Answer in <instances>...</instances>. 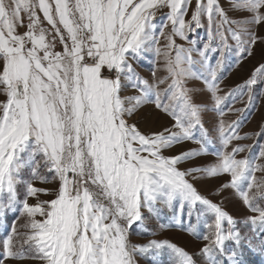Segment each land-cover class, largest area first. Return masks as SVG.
<instances>
[{
  "label": "snow or ice",
  "instance_id": "6c2138e0",
  "mask_svg": "<svg viewBox=\"0 0 264 264\" xmlns=\"http://www.w3.org/2000/svg\"><path fill=\"white\" fill-rule=\"evenodd\" d=\"M229 3L243 19H230L220 0H0V95L6 98L0 101V211L18 203V185L23 184L24 200L19 203L31 230L20 238L12 229L13 235L3 241L4 258L39 259L44 264H135L133 251L168 248L179 258L176 264H196L168 241L132 245L130 251L128 229L143 224L147 217L142 210L159 215L161 207L174 209L173 201H178L175 226H182L179 215L185 205L189 216L197 204L204 206L201 212L214 216V222L206 224L209 234L202 237L207 243L199 250L204 264H244L240 249L245 237L235 230L234 219L186 179H198L197 173L226 175L229 179L217 194L231 190L256 213L248 221L264 232V181L255 177V172H264V165L236 158L245 147L229 146L247 138L236 134V121L219 122L221 147L213 153L201 119L208 104L197 103L185 87L188 79L202 80L213 110L223 116L221 105L232 93L219 94L218 70L231 48L229 39L235 41L238 53L247 55L258 40L264 42V36L256 33L258 26H264V0ZM164 8L169 10L168 23L157 30L153 21ZM202 18L207 20L209 38L202 50H195L201 58L197 61L193 49L175 46L173 36L188 39L185 31L193 25L201 27ZM45 22L50 27H44ZM168 24L171 32L165 36ZM20 27L26 31L19 33ZM160 36L167 40L164 56L171 78L162 91L157 90L159 84L168 78L149 84L130 63L157 45ZM57 42L61 51L56 50ZM210 53L216 54L215 66L208 63ZM198 63L204 72L194 67ZM257 74L264 76V64L244 86L256 83ZM128 88L139 95L122 97ZM146 104L170 116L172 127L143 134L129 123ZM184 141L199 147L178 156L162 155L164 149ZM202 154H215L218 162L178 169L177 165ZM262 157L264 149L257 159ZM42 169L59 181L51 193L54 199L41 201L39 197L49 195V189L32 182L49 183ZM24 170L31 174L27 183ZM28 197L37 203L28 204ZM37 215L42 219L36 220ZM225 221L227 229L222 227ZM172 226L160 225L161 229ZM186 230L192 232L194 226ZM14 236L21 249L28 245L31 256L14 251ZM226 240L234 242L230 251L223 247Z\"/></svg>",
  "mask_w": 264,
  "mask_h": 264
},
{
  "label": "rangeland",
  "instance_id": "374dc122",
  "mask_svg": "<svg viewBox=\"0 0 264 264\" xmlns=\"http://www.w3.org/2000/svg\"><path fill=\"white\" fill-rule=\"evenodd\" d=\"M221 6L225 9L230 19L239 20L243 17L236 12L231 10L229 0H220ZM164 12L156 13V17L153 23L156 25L157 30L165 24L166 13L169 11L167 8L163 9ZM192 9H189V13L185 16L186 20H190ZM42 16V14H41ZM27 17L25 16L24 24L27 25ZM44 27H50L46 24ZM18 28V32H19ZM26 31V27H25ZM171 32V25L164 29L165 36ZM257 35L264 36V26H258L256 28ZM185 35L188 39H182L179 35L173 36L175 46L182 47L184 49H193L192 57L194 60L199 61L201 58L198 56L196 49H203L205 43L208 42L209 38V28L206 18H202V26L196 27L192 26L191 30H186ZM51 38V37H50ZM58 40V38H57ZM189 41H194V43H189ZM167 40L164 36L159 37V43L153 45L148 51L144 52L139 59L135 61H130L136 73L143 79L148 81L149 84H157L161 79L168 78L166 83L159 84L157 90H164L167 88L168 83L171 82L169 77V72L167 70L166 59L164 56V51H167L165 45ZM229 44L231 46L230 50L226 53V59L223 65L218 70V76L222 77L219 88L221 89L220 95H225L231 92L232 95L227 96L221 108L224 109V114L221 116L218 111L213 110L210 103V93L208 92L204 82L200 79H188L185 81V87L191 90L193 99L197 103H207L208 110L202 113L201 119L203 123V128L208 134L211 142V151L214 153L216 149L221 147L219 141V133L217 127L221 120L225 124H231L233 121L238 122V126L235 128V132L240 137H247L243 139L234 140L232 145H240L245 147V151L237 155V159H249L254 165H264V157L257 159L261 150L264 149V76L260 74L256 75V83L250 87H245V82L252 78L253 72L261 64H264V42L257 41V43L251 48V55L246 53H238L235 45V41L229 39ZM161 49L160 54H157L156 48ZM57 51L62 50V46L57 42ZM175 47L171 50V56L175 57ZM216 54L210 53L208 63L215 66V59L213 58ZM200 72L205 70L200 67L199 63L194 66ZM206 74V73H205ZM239 86V87H238ZM139 93L135 89H125L121 92L122 97L126 96H137ZM6 98L0 95V101H4ZM242 110V111H237ZM129 123H135L139 131L143 134H151L153 132H163L165 128L172 127V118L166 115L164 112L155 108L154 104H146L140 108L128 121ZM200 133L197 132L199 137ZM199 147L198 144L192 141H184L183 143L174 144L170 148H166L162 151L164 156H178L183 152H189ZM218 162L217 156L215 154H202L195 157L193 160L185 161L177 165L180 171H186L192 167H210ZM42 174L47 176L49 183H41L39 180L32 181L35 187L47 188L49 189V195H41L39 199L41 201L54 199V190L58 187L59 181L52 180L51 173L46 170H41ZM199 178L193 180L191 176L186 177L190 183L196 188L198 193L210 200L213 203L221 205L223 210L230 215L237 227V230L241 236L245 237L243 240L249 246L255 247V239L253 240V235L249 231L243 234L240 229L244 227L248 221V217L256 215L249 210V208L243 204L242 200L231 193V190L221 192L217 194V189L225 183L229 178L226 175L218 177H208L200 173L196 174ZM23 179L25 183L31 180V174L28 170L22 172ZM255 177L257 182L264 181V172H255ZM255 191V188H253ZM24 185H18V203L11 209H4L0 211V255L2 256L0 264H44L42 260L39 259H12L4 258L3 256V241L6 240L10 235H13L12 229L15 228L17 233L20 234V238H23L24 234L30 233V228L26 227L29 222V217L26 213L22 212V203L20 201L24 200ZM255 202V201H254ZM27 203L30 205H35L37 200L33 197L27 198ZM174 209L179 210L178 201H173ZM261 206H264L262 202ZM203 209L204 206L197 204L195 209ZM174 209H169L167 207H161L159 215L149 214L146 209L142 210L143 214L147 217L143 224L137 222L128 229V242L130 245V251L132 245H147L150 241H168L175 245L177 248L182 249L188 255H192L198 264H204L202 256L199 254V250L207 243V241L196 240L189 231L188 228V212L189 208L185 205L183 211H185L186 219L182 226H175L173 221ZM212 215L211 220L205 216ZM199 220L201 224L206 229V224L214 222V216L210 212L198 213ZM180 218V215H179ZM36 220H41L42 217L37 215ZM210 220V221H209ZM173 224L172 227L161 229V224ZM224 229H227L229 225L225 222ZM209 229V228H208ZM251 230V229H250ZM210 232V229H209ZM208 233V232H207ZM243 234V235H242ZM249 240L251 243H249ZM228 241V240H226ZM226 241L224 243H226ZM13 243L15 245L14 251H23L25 256H31L33 253L29 249L28 245H24L21 249L20 243L17 242L16 237H13ZM229 248V243L227 244ZM161 250V249H160ZM160 250H149L148 252L141 253L139 251L132 252V258L135 264H169L167 261H160L159 251Z\"/></svg>",
  "mask_w": 264,
  "mask_h": 264
},
{
  "label": "trees",
  "instance_id": "16d2710c",
  "mask_svg": "<svg viewBox=\"0 0 264 264\" xmlns=\"http://www.w3.org/2000/svg\"><path fill=\"white\" fill-rule=\"evenodd\" d=\"M200 210L201 209L196 208L195 211H192L191 216L188 215V224L194 226V230L192 232H189L191 236H193L198 241H203L202 237L206 234H209V229H205L198 218V213ZM205 216L211 220L212 215L205 214ZM180 219L182 223H184L186 219L185 211H182V213H180ZM243 226L244 227L242 228V230L240 229V232L245 234L249 229V231L253 235V240L255 239V247L249 246L247 243L242 241L243 247L240 249V251L242 252L244 264H264V251L261 250V244L264 243V232L260 231L258 225L254 228V226L249 222H247ZM222 227H224V223H222ZM234 227L236 231L239 229L236 224L234 225ZM228 243L229 248L227 247ZM223 247L226 251H230L234 247V242L228 240L226 241V243H224ZM158 254L159 259L160 261H162V263H164V261H167L169 264H176L179 259L176 254L168 248L161 249ZM1 258L2 256L0 255V260ZM192 258L194 259L196 264H198L197 260L193 256ZM218 258L223 260L226 259V256Z\"/></svg>",
  "mask_w": 264,
  "mask_h": 264
},
{
  "label": "crops",
  "instance_id": "0c3cea01",
  "mask_svg": "<svg viewBox=\"0 0 264 264\" xmlns=\"http://www.w3.org/2000/svg\"><path fill=\"white\" fill-rule=\"evenodd\" d=\"M41 19H42V16H41ZM23 32H25V27H20L19 33H23Z\"/></svg>",
  "mask_w": 264,
  "mask_h": 264
},
{
  "label": "built area",
  "instance_id": "2783aa9c",
  "mask_svg": "<svg viewBox=\"0 0 264 264\" xmlns=\"http://www.w3.org/2000/svg\"><path fill=\"white\" fill-rule=\"evenodd\" d=\"M160 12H164L163 9L161 11H158L157 13H160ZM105 74H107V73H105Z\"/></svg>",
  "mask_w": 264,
  "mask_h": 264
}]
</instances>
